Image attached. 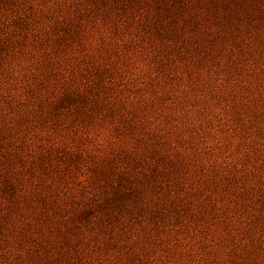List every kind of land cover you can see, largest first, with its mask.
Returning a JSON list of instances; mask_svg holds the SVG:
<instances>
[{
	"label": "rangeland",
	"instance_id": "374dc122",
	"mask_svg": "<svg viewBox=\"0 0 264 264\" xmlns=\"http://www.w3.org/2000/svg\"><path fill=\"white\" fill-rule=\"evenodd\" d=\"M0 264H264V0H0Z\"/></svg>",
	"mask_w": 264,
	"mask_h": 264
}]
</instances>
